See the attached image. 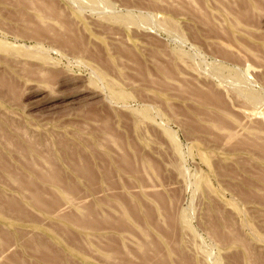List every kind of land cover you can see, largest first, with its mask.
<instances>
[{
	"label": "rangeland",
	"instance_id": "rangeland-1",
	"mask_svg": "<svg viewBox=\"0 0 264 264\" xmlns=\"http://www.w3.org/2000/svg\"><path fill=\"white\" fill-rule=\"evenodd\" d=\"M0 264H264V0H0Z\"/></svg>",
	"mask_w": 264,
	"mask_h": 264
}]
</instances>
